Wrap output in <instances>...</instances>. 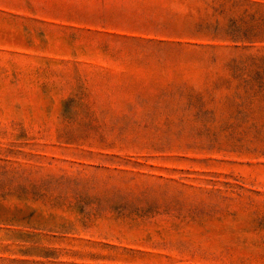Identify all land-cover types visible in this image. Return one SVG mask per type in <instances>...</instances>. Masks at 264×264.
Returning <instances> with one entry per match:
<instances>
[{
	"label": "rangeland",
	"instance_id": "1",
	"mask_svg": "<svg viewBox=\"0 0 264 264\" xmlns=\"http://www.w3.org/2000/svg\"><path fill=\"white\" fill-rule=\"evenodd\" d=\"M0 264H264V0H0Z\"/></svg>",
	"mask_w": 264,
	"mask_h": 264
}]
</instances>
